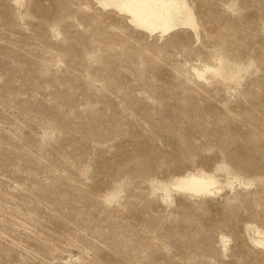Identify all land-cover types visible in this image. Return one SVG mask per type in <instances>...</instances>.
<instances>
[{"label": "rangeland", "instance_id": "1", "mask_svg": "<svg viewBox=\"0 0 264 264\" xmlns=\"http://www.w3.org/2000/svg\"><path fill=\"white\" fill-rule=\"evenodd\" d=\"M105 1L0 0V264H264V0Z\"/></svg>", "mask_w": 264, "mask_h": 264}, {"label": "bare ground", "instance_id": "2", "mask_svg": "<svg viewBox=\"0 0 264 264\" xmlns=\"http://www.w3.org/2000/svg\"><path fill=\"white\" fill-rule=\"evenodd\" d=\"M103 3L115 4L126 11L134 24L150 33L164 34L181 26L198 29L196 15L186 0H106ZM211 183L208 178L191 176L186 181V187L197 190Z\"/></svg>", "mask_w": 264, "mask_h": 264}]
</instances>
